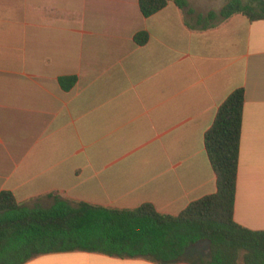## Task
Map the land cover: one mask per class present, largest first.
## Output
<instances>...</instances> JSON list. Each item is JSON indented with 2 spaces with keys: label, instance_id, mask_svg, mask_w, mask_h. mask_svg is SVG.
<instances>
[{
  "label": "crops",
  "instance_id": "crops-1",
  "mask_svg": "<svg viewBox=\"0 0 264 264\" xmlns=\"http://www.w3.org/2000/svg\"><path fill=\"white\" fill-rule=\"evenodd\" d=\"M184 16L172 2L146 18L138 0H0V193L177 216L217 192L205 135L243 88L234 218L264 232V20L192 30ZM26 264L157 263L75 251Z\"/></svg>",
  "mask_w": 264,
  "mask_h": 264
},
{
  "label": "trees",
  "instance_id": "trees-1",
  "mask_svg": "<svg viewBox=\"0 0 264 264\" xmlns=\"http://www.w3.org/2000/svg\"><path fill=\"white\" fill-rule=\"evenodd\" d=\"M173 1L189 16L188 0H138L149 18ZM264 20L263 0H230L195 23L192 30L212 29L235 15ZM148 32H138L135 43L145 45ZM65 91L76 77H61ZM245 90H235L219 107L205 135L217 192L192 202L177 216L160 213L154 205L116 209L78 202L59 194L47 198L50 206L20 203L10 191L0 193V264H26L41 255L83 251L122 259H146L157 264H264V232L249 230L235 221V203L241 153ZM42 199H37L41 202ZM207 245L208 253L198 250Z\"/></svg>",
  "mask_w": 264,
  "mask_h": 264
},
{
  "label": "rangeland",
  "instance_id": "rangeland-1",
  "mask_svg": "<svg viewBox=\"0 0 264 264\" xmlns=\"http://www.w3.org/2000/svg\"><path fill=\"white\" fill-rule=\"evenodd\" d=\"M190 3V6L195 10V15L194 16H189L188 14H185V18H187L188 20H190L191 22L195 23V19L197 17V15L201 14L203 16H207L208 13L210 11H217L219 12L223 6L225 4H227V2H229L230 0H188ZM172 4L174 3L173 1H171ZM116 19H118V21H120V23L123 24V22H125V15L121 14V11H117L116 12ZM52 200L49 201H45V202H32L29 203L28 205L31 207H34L36 205H41L44 207L50 206L52 204ZM199 251L204 252L205 254L208 253V247L207 245H201L198 247Z\"/></svg>",
  "mask_w": 264,
  "mask_h": 264
},
{
  "label": "water",
  "instance_id": "water-1",
  "mask_svg": "<svg viewBox=\"0 0 264 264\" xmlns=\"http://www.w3.org/2000/svg\"><path fill=\"white\" fill-rule=\"evenodd\" d=\"M264 1V0H263Z\"/></svg>",
  "mask_w": 264,
  "mask_h": 264
}]
</instances>
